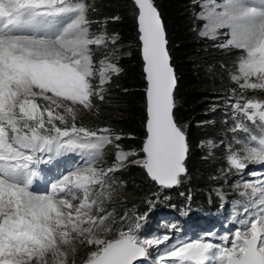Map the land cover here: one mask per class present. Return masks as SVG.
Listing matches in <instances>:
<instances>
[{
  "label": "snow or ice",
  "instance_id": "1",
  "mask_svg": "<svg viewBox=\"0 0 264 264\" xmlns=\"http://www.w3.org/2000/svg\"><path fill=\"white\" fill-rule=\"evenodd\" d=\"M133 3L146 81L145 138L139 152L121 149L124 137L112 129L91 130L75 123L74 106L91 109L93 97L103 101L105 85L121 71L102 60L93 83L97 72L91 46L105 43V38L90 34L88 5L83 0H0V264H75L77 243L95 246L87 264H135L149 255L151 246L170 239L140 238L139 223L120 230L117 238L104 239L95 230H111L104 224L106 215L91 213L97 203L90 199L94 186L103 187L110 179L107 173L128 164L142 167L161 189L180 185L187 172L188 135L174 112L177 79L165 25L154 0ZM204 18L202 35L221 33L223 46L241 53L238 73L231 79L241 89H264V0H213ZM36 97L50 104L41 108ZM241 99L231 105L233 115L258 120L264 131V103L242 104ZM237 128L248 131L240 123L233 131ZM105 145L117 149L115 164L107 170L95 167ZM258 145L244 144L235 151L229 145L230 165L242 172L249 163L264 164V136ZM65 154L79 159L50 184L49 192H34L39 166ZM132 156L137 159L130 160ZM258 184L243 185L252 196L259 193L251 205L257 210L237 221L241 227L230 246L227 234L219 243L178 239L159 255V264H264V180ZM77 199L80 203L74 205Z\"/></svg>",
  "mask_w": 264,
  "mask_h": 264
},
{
  "label": "trees",
  "instance_id": "2",
  "mask_svg": "<svg viewBox=\"0 0 264 264\" xmlns=\"http://www.w3.org/2000/svg\"><path fill=\"white\" fill-rule=\"evenodd\" d=\"M203 1L207 0H154L165 25L168 48L177 75L175 116L187 129L188 135L190 150L186 162L187 172L182 177L181 185L185 190L192 188L194 197L186 194L183 197L181 192L173 191L174 188L167 190L173 192L166 193L170 194V198L154 202L149 213L151 205L148 202L156 193L157 186L148 181L139 169L134 166L125 168L120 175L123 182L115 185L116 187L109 184L111 190L117 192L113 198L115 203L110 208L115 209L119 219L137 207L141 213L148 214L146 219L147 224H150V234L159 231L155 225L160 214H178L187 203L213 207L214 204L207 199L208 196L214 195L218 190L232 188L237 172L228 161L229 145L232 151L240 147L232 141L228 125L224 121L226 117H232L233 108L222 111L225 114L221 112L211 115L212 99H219L215 102L216 105H224L234 90L232 104L241 98L242 104L248 100H261L264 103V90H240L231 86L230 71L227 69L236 68L241 53L238 50H219L212 41L200 37L203 24L197 20V14L201 11L200 4ZM92 2L93 6L89 5L88 10L89 20L96 23L107 15L111 21L108 27L116 37L121 51L118 59L121 71L115 84L106 88L103 101L95 98L91 109L76 111L75 123L91 130L110 128L124 137L119 142L121 148L139 152L145 138L146 81L137 11L134 6L131 7L132 0ZM66 122L72 123L70 116L66 115ZM206 141L215 143L214 147L205 148L203 144ZM116 151L115 147L111 163L115 162ZM119 226H116L115 231ZM91 252V247L86 244L77 246L75 264H84V260H78L80 253H87L89 256Z\"/></svg>",
  "mask_w": 264,
  "mask_h": 264
},
{
  "label": "rangeland",
  "instance_id": "3",
  "mask_svg": "<svg viewBox=\"0 0 264 264\" xmlns=\"http://www.w3.org/2000/svg\"><path fill=\"white\" fill-rule=\"evenodd\" d=\"M92 1H94V0H92ZM92 1L88 2L87 0H83V2L88 5V10H89V5L93 6ZM223 2H224V0H216L217 4H222ZM250 2H252V0H250ZM212 3H213V0H207V1H203L202 4H200L201 11H200V13L197 14V20L203 24L202 28L199 32L200 37L203 39H206L208 41H212L214 44H216V48H218L219 50H229V51L230 50H236L234 48L223 46L226 43V39H225V36L222 35L221 33H217L215 36H213L211 34L210 35H202V33H204L206 31L205 25L207 23V21L205 20L204 17L207 15V11L212 6ZM133 6H134V4L131 7H133ZM134 8H135V6H134ZM87 17H88V11H87ZM110 22L111 21H110L109 17L107 15H104L96 23H91V25H90L89 30H90L91 35L103 36L105 38V43H102L100 45L91 46L92 58H93V62H94V70L97 72V77L93 79V83L98 82V70L100 68V61L104 60L106 63H113L119 67L118 59H119V54L121 51H120V48L117 46L116 37L114 35H112V33L109 31L108 26H109ZM96 28H99V30L96 31ZM113 38L115 39L114 43L112 42ZM238 62H239V60H238ZM227 70L230 71V78L233 75H236L238 73V63H237V66L235 69H233V68L230 69V67H229ZM119 75H120V73L112 74L111 79L105 85V88H107L110 85L112 86V84H115V82L118 80ZM251 82H257V81L255 80V78H253V80ZM242 83H243V81H242ZM231 86L232 87H234V86L238 87L240 90H250V91L251 90L252 91L253 90L254 91L264 90V89H260V88H257V89H251V88L241 89L240 86L236 82H234L232 79H231ZM233 96H234V90L230 94L229 101L226 104L220 105V106L216 105V103H215V102H218L217 100H219V99H212L213 105H212L211 115L215 116V114H219L222 111H225V109L230 108L232 105ZM95 98L96 97L92 98V103H93ZM256 102H261V100H257ZM36 103L38 105H40L41 108L46 107L50 104V102L44 100L43 97H36ZM74 107L77 110L78 109L79 110L84 109L82 106H80L78 104L75 105ZM57 111L61 112V114H64L63 109H57ZM252 111H254V110H249L250 113ZM225 112H222V113L225 114ZM248 121H251V120H248L245 116H243V114H239V113H237L235 116L232 115V117L229 119L226 117V119L224 121L228 125V133L232 137V141L236 145H238L240 148L242 147V145L247 143L248 134L243 129L237 128L235 131H233V129L236 127V125L238 123L243 124L244 127H246L245 123L246 122L248 123ZM57 124H58V126H61V127L64 126V125H60L59 122H57ZM67 124L70 125L71 123L69 122ZM77 126L80 127V124H77ZM185 130L187 131L186 128H185ZM258 140L259 139H257V141H250V143L248 145L249 146H259ZM237 141H239L240 143H237ZM203 145L205 148L211 149L214 147L215 143H213L212 141H206ZM121 149H123V148H121ZM123 150H125V149H123ZM114 151H115V146L105 145L103 153H102L99 161L96 163L95 167H97V168L103 167L105 170H107L109 168V166H107V165L115 164V162L111 163V160H112L111 155ZM78 159H79V157L74 155V154H65V155L53 158L48 163L41 164L39 166L40 175L38 176L40 178L38 179V177H37L35 180H40L43 177L42 179L49 181V182H47V189H45L47 191H45L43 193L49 192L50 191V184L52 182H54L55 180L59 179L63 174L68 172L70 170L69 165L74 164ZM129 159L134 160V159H137V157L132 156V157H129ZM105 161H106L107 165H105ZM130 166H134L137 169H139L146 176L148 181L153 182L150 178H148L147 174L145 173V170L142 167H140L138 165H134V164H128L125 168L127 169ZM251 166L253 167L252 169H250ZM125 168H122L119 171H115L112 173H107V175H108V177H110V179H107V181L103 187L94 186V191L92 192V196L90 199H95L97 201V203L92 205L91 213L93 215H106V219L104 221V224L109 225L111 230L110 231H104L103 226H101L100 228H97L95 230L96 234L99 235L101 238H104V239L117 238L120 230L127 231L130 227H133L137 223L140 224V228L136 230V234L142 239L143 238L161 239L164 235H168L170 237V239L168 241H164L163 243H161L159 245H153L148 249L149 255L146 257V261L144 262V264H159V260H158L159 255L163 254V252L173 242H175L178 239L179 240H194V239L202 238L205 240L211 239L212 242L219 243L220 242L219 237L227 234V235H229V246H230V241H231V238H232L235 230L237 228L241 227L237 223V221L244 219L245 217L250 216L251 213H253L257 210L256 208L251 207V205H252L253 200L258 201L259 193H257L255 196H252L251 195V189H245L243 187V185L245 183H251V184H256L257 187H259L260 185L258 184V181L264 180V164H258L257 165V164L249 163L248 166L242 172H237V170L232 167L237 172L236 173L237 177L232 181V188L224 189V190H218V191H216V193L214 192V195L208 196V198H207V199L212 201L211 202L212 204H214L213 205V207H214L213 212H210L207 214L200 213L198 211L199 206H197V204L193 205V204L187 203L186 207L188 209V214H186V219H187V225L189 227L188 230H184L183 217H181V218L178 217L176 220H169L170 216H168L165 213H162L156 219V225L155 226H156L157 230H159V232L163 231V233H160V234L157 233V234L153 235V234H146V233H148V229L150 227V224H147L144 222L146 220V217H148V214L141 213V211H139V209H137V207L132 208V210H131V212H129V214L122 216L120 219H119V214L115 211V209L110 208V206H112L115 203L113 201V198L115 197L117 192H116V190H111V186L109 184H112L113 186L121 184L123 182V179L120 175L122 173V170H124ZM248 169H250V170H248ZM252 173H257V174L253 175ZM42 174H44V175H42ZM47 175H48V177H47ZM52 176H53V179L50 180V177H52ZM153 183L157 187L155 190L156 193L153 194V198H150L149 202H148L149 206L151 205L149 213L152 211V208L154 207V204H153L154 202L158 203L163 199L165 200V199L170 198V194H166V193H171V192H167V190L174 188L177 190L173 189V191L181 192L183 197L185 196L184 194L188 195L189 197H194L193 189L191 188L189 190H185V189H183L181 184L178 186H175L173 188H170V189H161L155 182H153ZM164 190H166V192ZM242 192H247L248 195H241L240 193H242ZM81 199H82V197H81ZM72 203L74 205H78L80 203V199L74 200V201H72ZM219 205H221V206H219ZM246 207H247L248 211H245ZM200 208H202V207H200ZM238 208H239V211H238ZM101 209H102V211H101ZM233 211H235V212L238 211L237 215H235V219L232 218L234 215ZM140 217H144V219L140 220L139 219ZM160 217H161V219H160ZM162 218H163V220H162ZM111 224L113 227L111 226ZM223 225H226V226L224 228L218 230V231H215ZM116 226H119V227L115 231ZM123 227H125L127 229H121ZM167 229L169 232L176 231L177 235L179 237H177L175 234L170 235L167 232ZM210 231H214V233H212L211 237H209V238H205L201 235L198 237L191 236L192 234L193 235L194 234L195 235H198V234L206 235ZM164 232H167V233H164ZM79 245H81V244L77 243L76 248H75L74 261H75L76 249H77V246H79ZM87 246L88 247L90 246L92 251L95 250V246H93V245H87ZM86 252H88V250ZM87 256H88L87 253H85V254L80 253L78 260L79 261L84 260V264L85 263L87 264V261L90 259V255L88 256V258H87Z\"/></svg>",
  "mask_w": 264,
  "mask_h": 264
},
{
  "label": "water",
  "instance_id": "4",
  "mask_svg": "<svg viewBox=\"0 0 264 264\" xmlns=\"http://www.w3.org/2000/svg\"><path fill=\"white\" fill-rule=\"evenodd\" d=\"M134 4V3H133ZM139 32V31H138ZM139 36H140V33H139ZM166 38H167V33H166ZM140 40V39H139ZM167 42H168V40H167ZM140 43H141V55H142V42L140 41ZM167 48H168V43H167ZM168 51H169V48H168ZM170 53V52H169ZM142 60H143V57H142ZM144 62V61H143ZM171 63H172V59H171ZM145 66V65H144ZM175 69V68H174ZM175 75H176V71H175ZM176 79H177V75H176ZM177 84H178V81H177ZM177 87V86H176ZM175 90H176V88H175ZM175 90H174V93H175ZM187 159H188V156H187ZM187 159H186V162H187ZM145 173H146V171H145ZM148 176V175H147ZM149 178V177H148ZM144 261V258H141L140 260H137L136 262H135V264H137V262H143Z\"/></svg>",
  "mask_w": 264,
  "mask_h": 264
},
{
  "label": "bare ground",
  "instance_id": "5",
  "mask_svg": "<svg viewBox=\"0 0 264 264\" xmlns=\"http://www.w3.org/2000/svg\"><path fill=\"white\" fill-rule=\"evenodd\" d=\"M254 1H255V0H254ZM45 173H46V172H45ZM46 174H47V173H46ZM42 175H44V174H42ZM45 176H46V175H45ZM47 177H48V175H47ZM38 178H40V177H38ZM42 178H43V177H42ZM45 189H47V183L44 184V188H43L42 190H40L39 192H40V193H43V192L47 191V190H45ZM231 203H232V202H231ZM231 203H230V204H231ZM232 204H233V203H232ZM200 224H201V223H200Z\"/></svg>",
  "mask_w": 264,
  "mask_h": 264
}]
</instances>
